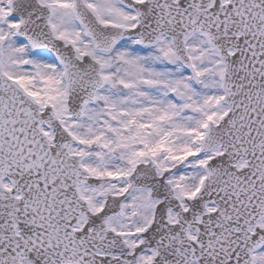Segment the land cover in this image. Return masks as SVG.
Listing matches in <instances>:
<instances>
[{"label": "snow or ice", "instance_id": "obj_1", "mask_svg": "<svg viewBox=\"0 0 264 264\" xmlns=\"http://www.w3.org/2000/svg\"><path fill=\"white\" fill-rule=\"evenodd\" d=\"M0 264H264V0H0Z\"/></svg>", "mask_w": 264, "mask_h": 264}]
</instances>
